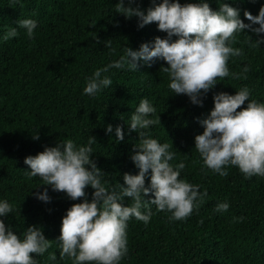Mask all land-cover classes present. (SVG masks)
<instances>
[{
  "label": "trees",
  "instance_id": "obj_1",
  "mask_svg": "<svg viewBox=\"0 0 264 264\" xmlns=\"http://www.w3.org/2000/svg\"><path fill=\"white\" fill-rule=\"evenodd\" d=\"M119 0H0V201L13 206L8 217H0L6 227L21 235L29 226L41 227L49 241L60 236L62 218L74 203L66 194L48 188L50 203L35 198L44 191L43 182L29 179L24 164L28 156H36L45 147L71 139L78 146L96 138L90 157L105 176L101 180L108 189L123 185V175L138 174L132 163L133 147L138 134L129 133L130 115L141 99L147 98L156 108L159 123L145 131L161 144L168 143L175 152L173 165L184 162L180 179L199 185L207 191L204 202L184 221H170L168 212H157L145 225L132 218L127 226L128 253L120 264H264V177L245 179L237 167L225 170L220 177L203 168L194 149V137L203 133L198 120L206 118L214 108L213 96L219 92L235 95L243 87L250 89V100L264 103V44L253 47L248 40L257 37L248 31L236 34L231 46L241 48L243 56L231 57L230 73L203 99V107L193 105L186 95H176L168 87L166 73L160 72L163 61L148 67L141 61L137 71L125 66L104 75L112 85L95 97L83 94L87 79L98 68L119 60L124 49L138 50L143 43H153L166 34L156 24L138 28L136 17L126 19L116 14ZM162 0H157V3ZM185 3L207 2L215 11L221 3L258 15L264 0H179ZM142 11L152 7V0H137ZM127 6V0H125ZM136 6V5H133ZM19 19H34L37 28L29 39L24 32L7 41L3 36ZM254 27H258L255 25ZM101 41L97 44L95 39ZM176 37H173L175 40ZM111 40L105 47L104 41ZM249 71L243 73L244 67ZM246 77V78H245ZM245 105L237 111L243 110ZM108 125L113 132L106 134ZM123 125L124 140L117 142L115 127ZM39 135L34 140L33 135ZM173 145V146H171ZM203 168V170H202ZM150 183V172L146 186ZM119 184V185H118ZM94 190L85 189L89 202ZM147 199V198H146ZM125 200V204L130 203ZM227 202L226 212H216L217 204ZM243 217L242 221L235 218ZM203 221V223H201ZM55 253L56 261L48 259ZM38 264H72L59 258L56 242L42 257L34 255Z\"/></svg>",
  "mask_w": 264,
  "mask_h": 264
},
{
  "label": "clouds",
  "instance_id": "obj_2",
  "mask_svg": "<svg viewBox=\"0 0 264 264\" xmlns=\"http://www.w3.org/2000/svg\"><path fill=\"white\" fill-rule=\"evenodd\" d=\"M19 2V0H17ZM256 3V0H250ZM136 5V6H133ZM152 7L142 11L137 0H119L115 5L116 14L126 19L136 17L138 28L156 24L159 32L166 37H156L154 42L143 43L138 50L124 49L119 60L94 71L87 79L83 94L95 97L103 89L112 85V79L104 75L111 69L137 71L143 61L151 67L154 61H163L160 72L169 77V89L176 95H186L193 105L203 107V99L218 84L217 79L232 75L240 79L241 74L230 73L228 61L231 57L243 56L241 48L231 45L236 42V34L245 31L253 33L248 40L253 47L264 44V6L253 16L244 11V23L240 10L221 3L218 10H213L209 3H185L179 0H152ZM17 27H11L3 40L15 38L24 30L32 39L37 21L19 19ZM258 25V27H254ZM173 37H176L173 40ZM96 43L99 44L97 38ZM105 47L111 46V40L104 41ZM249 68L244 67L243 73ZM246 78V77H245ZM247 106L243 110V105ZM214 108L210 114L198 120L203 133L194 137L195 150L199 153L203 168L220 177L229 175L225 169L237 167L245 179L254 176L264 177V103L250 100L247 87L236 91L235 95L219 92L213 96ZM156 108L147 98L130 115L127 124L129 133L138 134L139 141L133 147L130 159L138 169V174L123 175V185L108 189L102 183L105 174L90 157L96 138L89 137L87 145L78 146L71 139L59 141L54 147H45L36 156H28L24 164L30 169L25 171L29 178L43 182L44 191L35 193V198L50 203L48 188L53 192L64 193L74 203L62 218L60 236L56 241H49L41 227L29 226L21 235L11 227H6L0 220V264H38L36 256H43L56 242L59 258H69L72 264H120L128 253V221L135 218L147 225L153 215L152 207L157 212L171 213L170 221H184L204 202L207 191L200 192L199 185H193L180 179L186 167L184 162L173 165L175 152L170 151L168 143L161 144L151 138L145 130L157 123L153 119ZM106 134L113 132L108 125ZM123 125L115 127L117 142L124 140ZM39 140V135H33ZM173 146V145H171ZM202 168V170H203ZM150 172V183L146 186V177ZM91 187L92 198L89 202L85 189ZM130 203L125 204V200ZM147 198V199H146ZM227 202L217 204L216 212H226ZM13 206L7 201H0V217H8ZM242 221L243 217L235 218ZM203 223V221H201ZM48 259L56 261L55 253H49Z\"/></svg>",
  "mask_w": 264,
  "mask_h": 264
}]
</instances>
